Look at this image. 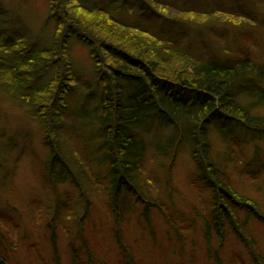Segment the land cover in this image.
Masks as SVG:
<instances>
[{
    "label": "trees",
    "instance_id": "1",
    "mask_svg": "<svg viewBox=\"0 0 264 264\" xmlns=\"http://www.w3.org/2000/svg\"><path fill=\"white\" fill-rule=\"evenodd\" d=\"M181 2L46 0L54 33L44 48L0 23V90L42 129L48 151L35 165L37 174L46 185H55L53 190L70 182L85 200L84 206L75 207L56 196L54 208L28 200L24 209L14 208L22 212L19 220L0 210V264H12L11 254L21 237L26 238L22 223L38 224L50 232L51 241L58 239L61 228L64 237L80 238V248L96 258L86 238L87 202L101 198L99 208L113 225L162 210L149 156L167 159L170 167L183 142L201 173L195 181L202 180L211 195L209 215H201L207 232L246 226L249 216L241 221V212L263 214L233 189L231 176L220 165L238 168L246 146L258 145L264 135V63L255 52L264 46V0H227L207 9ZM71 39L86 46L96 82L102 85L90 113L100 138L90 156L77 126L64 124V110L78 82ZM50 70L51 78L41 84ZM154 122L172 131L152 134L148 128ZM210 130L222 139L221 159L212 157ZM254 155L260 166L248 165L245 174L238 168L245 182L264 171V152ZM95 171H101V180ZM4 187L2 200H16L11 186ZM70 224H78L80 231L72 232Z\"/></svg>",
    "mask_w": 264,
    "mask_h": 264
},
{
    "label": "rangeland",
    "instance_id": "2",
    "mask_svg": "<svg viewBox=\"0 0 264 264\" xmlns=\"http://www.w3.org/2000/svg\"><path fill=\"white\" fill-rule=\"evenodd\" d=\"M181 1L180 5L192 4L207 9L216 2L225 3L227 0ZM47 12L46 0H0V23H3V27H6L9 33L15 34L17 31L40 48L50 45L54 33V22L48 19ZM228 40L231 45L233 36L230 35ZM70 46L72 65L78 82L73 85L70 105L64 110L66 119L64 124L77 126L78 138L83 140L87 155L90 156L94 155L95 147L98 146L97 141L100 139L95 133L90 113L95 110L94 100L100 95L102 85L96 82L86 46L75 39H71ZM255 52L259 59L257 60L264 63V46L256 48ZM51 75L52 70L40 79L41 84L46 83ZM25 113V109L17 108L0 90V186L3 190L4 186H11V191L17 195L16 200L7 203L0 195V210L8 214L10 219L11 215L13 219L15 215L19 216V220L22 212H17L14 209L16 206L22 210L24 204L32 200L54 208L56 196L64 197L75 207L84 206V198L70 182L57 185L53 190L55 185H46L45 179L42 181L39 178L35 165L41 164L48 151L42 129L36 122L28 119ZM85 116L91 118L85 121ZM148 129L152 134L162 135L172 131L171 126L157 122L152 123ZM209 133L213 144L212 157L221 159L220 154L225 149L222 139L215 135L213 130ZM246 136L249 135H244L243 139ZM152 137L153 135L148 137L149 142L152 141ZM157 138L163 137L157 135ZM254 151L264 152V135L259 139L258 145L246 146L244 150L246 157L239 161L238 165V168L243 167V174L246 170L249 171L248 165L255 167L259 165V157L254 155ZM149 159L151 162L148 169H152L150 172L159 187L158 197L155 198H159L162 210L152 209L146 217L133 215L128 223L114 226L99 208L98 200L101 198L88 201L84 207L87 210L86 238L94 245L92 250L96 258L89 256L87 251L80 248V238L71 240V237L68 239L64 237L61 228L60 232H57L58 239L51 241L50 232L39 229L38 224L31 226L22 223L21 234L26 238L21 237L18 249L11 254V263L260 264L259 260H264V212L263 214L252 212L251 215L241 212L239 215L241 221L245 215L249 216L247 225L242 224V228L235 230L225 227L226 230L220 228L217 232L213 228H208L207 232L201 215L204 213L209 215L211 195L202 180L195 181L197 179L195 175L199 176L201 173L192 161L185 142L178 148L170 167L167 159L161 160L153 156H149ZM35 161L37 163H34ZM13 165L15 169L11 170ZM220 166L225 174L231 176L233 189L264 211V171L259 173L256 180L247 179L245 182L239 178L238 168L235 166L226 165L224 162ZM6 171L8 180L5 177ZM99 172L95 171L93 174L101 180L102 175ZM47 179L51 181L50 176ZM90 189L93 188H85ZM77 225H69L72 232L80 231L81 228L79 229ZM116 234L120 240H117ZM223 235L224 242H221ZM69 250L74 254H70ZM79 252V257H75Z\"/></svg>",
    "mask_w": 264,
    "mask_h": 264
}]
</instances>
